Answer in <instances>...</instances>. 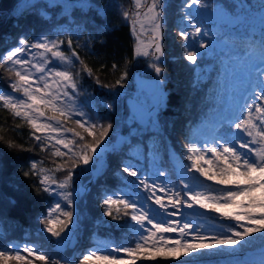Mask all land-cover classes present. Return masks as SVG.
<instances>
[{"label":"snow or ice","instance_id":"snow-or-ice-1","mask_svg":"<svg viewBox=\"0 0 264 264\" xmlns=\"http://www.w3.org/2000/svg\"><path fill=\"white\" fill-rule=\"evenodd\" d=\"M80 3L86 4L87 0H80ZM134 4L135 11H124V19L131 20L134 32L137 24L141 29L151 31L152 38L149 43H143L137 37L133 59L146 60L147 68L155 73V79L152 82L151 106L136 107L132 119L155 126L158 123V110L166 102L164 81L160 77L164 71L161 66L164 56L161 27L167 3L166 0H151L150 3L146 0L142 6L141 0H134ZM237 6L242 9L241 13L231 15L207 0H182V18L178 29L186 53L182 59L196 67L215 42H222L218 35L219 29L212 31L205 20L211 19L213 24L220 20L223 24L233 25L250 18L253 5L246 0H237ZM205 11L210 12L211 16L200 15ZM255 12L264 22V0H258ZM18 43L19 46L0 57V66L5 67L10 77L14 74L16 79L9 87L20 96L0 94V101H3L5 108L11 109L15 117L26 120L33 130L32 138L42 149L50 144L54 149L52 156L61 159L67 157L64 164H57L55 169L46 170L33 162L29 171L23 172L25 177H39L37 193L42 191L54 198L47 208V215L39 217L43 224L40 231L49 234L50 239L55 238L57 245L66 246L80 220L74 205L88 194L89 185L95 183L99 187L104 208L103 217L116 221L129 216L130 220L126 224L115 227H130L137 237L134 246L114 245L109 250L105 244L92 248L89 255L79 260V264H89L93 258L99 264H121L115 253L126 254V264H137L138 259H179L181 256L221 248L235 253L255 239L256 234L264 238V129L254 123L251 113L254 104L255 113L261 114L256 119L264 124L261 118L264 116V41H259L258 62L252 54H248L245 61L247 71L255 77L256 82L244 93V102L239 103L227 118L217 121L210 141L205 139L201 144V141L194 139L187 142L185 154L190 163H181L175 173L176 179L172 180L167 171L159 168L150 173L130 162H122L115 173L121 181L118 187L109 185L101 163L109 150L110 134L115 124L112 120L101 122L103 117L94 121L85 109L92 111L103 107L108 113L116 111L121 103L120 89L125 87L128 77L127 70L113 84H104L99 78L95 79L97 86L105 89L111 100L95 94H86V98L81 99L77 79L80 73L74 74L54 66V61L72 66L73 57L80 60L75 51L71 52V56L66 55L61 50L63 41L50 40L47 36H41L33 43L21 37ZM67 44L71 49V37ZM33 49L36 50L35 55L31 54ZM80 63L83 65V61ZM112 67L115 69L117 65L113 64ZM83 71L89 77L92 76L87 66L83 67ZM245 110H248L247 115H244ZM73 116L79 118L73 120ZM68 120L83 129L91 138L90 142H86L80 132L66 128L63 121ZM67 133H72L78 140L69 139ZM244 137L250 139L244 140ZM7 146L11 149L16 145L8 142ZM208 153L214 159H209ZM152 160L155 164V154ZM69 161L70 166L65 167ZM57 172L66 173L62 180H57ZM125 174L134 179H126ZM85 176L88 177L87 183L83 179ZM121 206L131 212L124 211L121 215ZM208 214L234 223L221 232L209 235L202 232L196 223V218ZM99 222L114 227L103 219ZM172 234L178 238L169 244ZM10 247L15 254L0 250V264H9L10 260L18 264H32L31 259L21 255L19 246ZM23 251L45 264L49 262V256L40 252L35 244L25 246ZM51 264H59V261L53 260ZM236 264H244V261L238 260ZM261 264H264V260Z\"/></svg>","mask_w":264,"mask_h":264},{"label":"trees","instance_id":"trees-1","mask_svg":"<svg viewBox=\"0 0 264 264\" xmlns=\"http://www.w3.org/2000/svg\"><path fill=\"white\" fill-rule=\"evenodd\" d=\"M181 2L182 0H166L167 7L163 12L161 43L164 56L161 66L164 71L160 79L164 81L166 102L158 111L156 124L159 138L161 135L169 149L179 158L183 157L186 144L194 133L215 115L219 94L229 75L228 69L237 68L247 59L248 54L259 56V41H264V22L258 12H255L258 0H246L248 4L253 5L254 10L250 18L239 24H213L205 20L212 31L219 29L218 35L222 42L215 43L221 47L216 48L213 44L199 65L193 67L182 59L186 53L182 47L183 41L178 35L182 18ZM207 2L227 14L237 15L242 11L237 6V0ZM131 7L132 0H87L86 4H81L80 0H0V57L11 48L19 46L21 37L29 43L35 42L41 36H47L50 40H62L61 50L68 56L75 51L80 58L76 60L74 57L73 65H63L62 69L70 70L74 74L80 73L77 78L80 84V98H86V94H95L111 100L112 97L106 90L97 86L96 78H99L101 83L113 84L120 74L127 70L125 87L120 89L124 91L133 90L135 87L133 71H145L142 76L155 77V73L148 72L142 61L133 59L134 39L130 26L123 17L124 11L131 13ZM70 37L73 41L71 49L67 44ZM248 37L252 39H246ZM80 61H83V65ZM113 64L117 65L115 69ZM84 66L91 69V77L83 71ZM15 79L14 74L10 77L5 67L0 66V93L12 91L9 84ZM126 96L121 97V103L112 113H108L103 107L94 108L92 111L85 109L94 121L103 117L101 122L112 120L115 124L110 134L109 150L103 157L105 179L113 187L121 184L115 173L122 162H130L141 170L150 171L149 143L151 135L156 133L147 130L150 124L139 127L136 123H130L124 104ZM64 124L80 132L85 136L86 142H90L91 138L87 133L72 120L64 121ZM133 129L135 131H132ZM143 129L146 131L143 132ZM200 133L204 132L197 134L201 135ZM32 137L33 130L26 120L15 117L11 109L5 108L0 101V250H7L14 255L15 251L11 245L20 248L22 245L35 244L40 252L49 256L48 264L53 260H58L59 264H79V260L86 255L90 246L107 244L108 249H112L114 245L134 246L137 239L134 231L130 227H115L126 224L130 217L123 216L116 221L103 217L104 208L99 196V187L93 183L88 194L74 205L80 220L72 237L78 244L67 245L64 250L51 247L49 234L40 231L43 224L40 223L39 217L47 215V208L54 199L42 191L37 193L39 177H25L23 172L29 171L33 162L46 170L55 169L57 164H64L67 157L61 159L52 156L54 149L50 144L42 149ZM68 138L78 140L72 133ZM8 142L16 146L10 149ZM134 152L138 154L135 155ZM70 163L69 161L65 167L70 166ZM160 168L165 169L172 180L176 179L167 155L160 160ZM65 174L57 172L55 176L59 181ZM125 178L134 179L126 174ZM83 179L86 180L87 177ZM124 211L131 212L121 206V215ZM208 218L210 222L223 227H228L230 222H233L216 218L214 214H208ZM101 219L114 227L100 223ZM263 246L264 238L256 234L255 239L250 240L246 247L238 250L239 253L232 257L224 251L205 250L197 256H181L179 259H138L137 264H236L238 260L248 264L249 257L245 253ZM21 253L31 259L32 264H45L35 256L29 257L23 250ZM9 264L18 262L10 260Z\"/></svg>","mask_w":264,"mask_h":264},{"label":"rangeland","instance_id":"rangeland-1","mask_svg":"<svg viewBox=\"0 0 264 264\" xmlns=\"http://www.w3.org/2000/svg\"><path fill=\"white\" fill-rule=\"evenodd\" d=\"M145 2H146V0H141L142 6L145 4ZM147 2L150 3L151 0H147ZM131 9H132L131 13L135 11L134 0H132ZM200 15H203L205 17H210L211 13L208 12V11H205V12L201 13ZM206 21L212 22L211 19H207ZM127 22H128V24L130 26V30H131V33H132V36H133V39H134V48L136 46L137 37H139V39L143 43H149L150 42V40L152 38L151 31H146L144 29H141L139 24H137L135 32H134L131 20H127ZM216 22H221V21L220 20H216ZM228 25H232V24H228ZM214 46L216 48L221 47L220 44H218V43L217 44L214 43ZM35 53H36V50L33 49L31 54L35 55ZM253 57L256 60V62H258L259 56L258 55H253ZM72 59H74V57ZM136 60L138 62L142 61L144 63V66L148 70V72H151L147 68L146 60H144L143 58L136 59ZM162 60H163V58H162ZM245 61L246 60H243L242 63H240L237 68H229L228 69L229 75L226 77V82L224 83V85L222 87V90H221V92L219 94L217 108L215 109V115L213 116V118L209 122H207L204 125H202L194 133V135L191 137L190 140H194V139L195 140H199V141H201V144H202V142L205 139L210 141L211 136L214 134V128L216 127L217 121L219 119H221V118H227L231 114V111H235L237 109V106H238L239 103L242 104L244 102L242 100V97H243L244 93L250 89L251 85L254 86V84L256 82L255 81V77L252 76L249 71H247V69L245 67ZM54 66L63 69V65H61L57 61H54ZM144 72L142 71L140 74L143 75ZM152 73H154V72H152ZM149 78H151V77H149ZM120 92H121V97L123 95H127L126 98H128V97L134 98L144 108H148V102L149 101H148V98H147L146 94H144L143 92H139L135 87H134L133 90H124V91L120 90ZM0 94H11V95H13L15 97H19L20 96L19 93H13L12 91H10V92H1ZM249 102L252 103L253 101L249 100ZM159 110H161V108ZM251 113L253 115L254 123H256L258 127L264 129V124H261L260 120L256 119V116L261 115V114L255 113L254 104H253V108L251 109ZM247 114H248V110H245L244 115H247ZM128 115H129L130 123H135V120L132 119V116L130 114H128ZM78 118L79 117L73 116V120L74 119H78ZM261 118L264 119V116H262ZM129 121H128V123H129ZM63 123H64V121H63ZM64 126H65V124H64ZM66 128H68V127H66ZM147 130L150 131V132H153V131L156 132V125L155 126L150 125ZM132 131H135V129H133ZM145 131L146 130L143 129V132H145ZM198 132H204L206 135H204V133H200L201 135H199V134H197ZM68 136H70V133H67V137ZM243 139L244 140H249L250 138L249 137H244ZM201 144H198L197 146L201 147ZM251 146L252 147H259V145H251ZM201 150L203 151L202 148H201ZM240 151H246V149H240ZM185 153H186V148L183 151V157L179 158L176 154H174L169 149V146H167L165 139L162 138L161 135H160V138H159L157 132L152 134L151 135V139H150V143H149V156H150V161H149L150 171L149 172L150 173L155 172L157 170V168L166 171L165 169L160 168V160H163L164 156L167 155L169 165H171V168L176 173V170L180 167L181 163H184V164L190 163L187 160V157H186ZM134 154L137 155L138 152H134ZM153 154H155V164L153 163V160H152ZM207 155H208L209 159H214V157L211 156V153H208ZM101 163L103 164V166L105 168V163H104L103 159L101 160ZM49 174H52V173H49ZM153 179H155V177H153ZM161 179H163V178H161ZM87 181H88V177H87L86 180H84V182L87 183ZM157 183H159V180H157ZM89 187H90V185H89ZM158 194H160V193H158ZM201 211H203V210H201ZM196 223L201 227L202 232L207 233L209 235L214 234L216 232H221L223 229L227 228V227H223L222 228L217 223L210 222L209 218H208V215L196 218ZM230 223L233 224L234 222H230ZM79 234H80V232H79ZM177 238L178 237L175 236V234H172V239L169 240L168 243L171 244L173 242V240L177 239ZM51 240H52L51 241V247L52 248H56L58 250H64L67 247V245L75 246L76 244H78L76 239L73 238V237L67 243L66 246L63 245V244L57 245L55 243V238H51ZM96 246L94 245L93 247H91V246L88 247V249L86 251L87 253H85V254L89 255L90 254V249L95 248ZM24 247H25V245H22L20 247L21 251L23 250ZM109 250H111V249H109ZM219 250L226 252L231 257L236 255L237 253H239L238 251L235 252V253H229V251L224 249V248H221ZM219 250H215V251H219ZM9 254L12 255L10 252H9ZM198 254H200V253H193V254H190V255H187V256L192 257V256H197ZM21 255H22V253H21ZM115 255L118 257V259H120L121 264H126V261H127L128 258L126 256H124L123 253H115ZM248 257H249L248 260H247L248 264H261V261L264 260V253L252 254V255H249ZM89 262H91L92 264H99V262L95 261L94 258H93V260H91ZM183 264H191V263L189 262V263H183Z\"/></svg>","mask_w":264,"mask_h":264},{"label":"water","instance_id":"water-1","mask_svg":"<svg viewBox=\"0 0 264 264\" xmlns=\"http://www.w3.org/2000/svg\"><path fill=\"white\" fill-rule=\"evenodd\" d=\"M132 76H133V82H134L135 88L139 92H143L144 94H146L148 101H149L148 107H150L152 103V82L155 79V77L147 78V77L142 76L140 72H137V71H133ZM124 104H125V107L128 113L131 116L133 115V112L136 110V107H143L137 100L131 97L126 98L124 101ZM135 123L139 127H146L149 125L146 121L139 120V119L135 120ZM260 253H264V246L261 248H257L255 250L248 251L245 253V255L249 256L252 254H260Z\"/></svg>","mask_w":264,"mask_h":264}]
</instances>
